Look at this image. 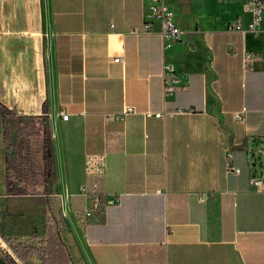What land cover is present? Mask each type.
<instances>
[{"label": "crops", "instance_id": "crops-1", "mask_svg": "<svg viewBox=\"0 0 264 264\" xmlns=\"http://www.w3.org/2000/svg\"><path fill=\"white\" fill-rule=\"evenodd\" d=\"M164 1L183 33L162 59L156 28L132 32L150 0H0V102L49 119L70 264H264V191L248 185L264 177V36L229 29L247 21L244 0L232 22ZM163 60L179 78L167 96ZM177 108L192 111L151 116ZM90 182L102 207L84 218L90 198L76 192ZM43 205L42 237L23 250L39 264Z\"/></svg>", "mask_w": 264, "mask_h": 264}, {"label": "trees", "instance_id": "trees-1", "mask_svg": "<svg viewBox=\"0 0 264 264\" xmlns=\"http://www.w3.org/2000/svg\"><path fill=\"white\" fill-rule=\"evenodd\" d=\"M0 120L5 147L3 155L5 193L17 196L41 193L44 196V203L50 216L46 228L45 258H41V264H70V258L56 233L64 225L61 213L56 212L59 200L57 196H51L49 188L53 175L49 119L46 115L18 116L14 108H8L0 102ZM10 121L17 124L16 137L12 143H8L5 136ZM77 214L81 217V214ZM15 251L17 257L21 259L27 257L26 251L18 253ZM8 262L16 264L13 260Z\"/></svg>", "mask_w": 264, "mask_h": 264}, {"label": "built area", "instance_id": "built-area-1", "mask_svg": "<svg viewBox=\"0 0 264 264\" xmlns=\"http://www.w3.org/2000/svg\"><path fill=\"white\" fill-rule=\"evenodd\" d=\"M242 10L247 16L245 24H243L241 17H238L229 25V29L240 32H250L255 36L263 34L264 36L263 0H244ZM147 11V19L142 23L141 28L138 30L134 28L132 32H149L153 28H156L161 39V53L163 59L171 46L180 41L183 32L175 23L173 10L164 0H150ZM118 59L119 58H114L113 60L117 61ZM250 60L251 55L248 52H244L242 54L244 67L249 65ZM161 68L163 95L167 96L179 86V78L174 71L173 65L169 61L163 60ZM131 111L132 108L126 106L122 108L120 112L113 114V118L122 119L126 113ZM191 111L192 110L189 108H177L170 111L162 110L154 112L151 113V116L163 120L166 116L170 117L174 114L188 113ZM60 115L62 120H66V114L61 113ZM109 117L110 116L106 115L104 119L107 120ZM230 156V153L225 154L224 169L226 172L237 174L238 168L229 164ZM248 185L253 190L264 191V177H250ZM76 194L90 198L89 205L82 211L84 218L93 216L102 207L96 182H90L89 184L81 183L77 188Z\"/></svg>", "mask_w": 264, "mask_h": 264}, {"label": "rangeland", "instance_id": "rangeland-1", "mask_svg": "<svg viewBox=\"0 0 264 264\" xmlns=\"http://www.w3.org/2000/svg\"><path fill=\"white\" fill-rule=\"evenodd\" d=\"M203 4L207 12L228 16L230 22L238 14L241 0H182ZM190 2V3H191ZM229 22V23H230ZM17 124L8 123L5 136L8 143L15 139ZM2 129L0 123V255L7 261L13 260L16 264H39L36 252L31 251L27 258H17L16 251L27 250L30 244L37 247L42 237L45 225L43 196L41 194L14 196L6 195L3 181L2 162ZM258 161V160H257ZM261 166L264 167L262 160ZM27 246V247H26ZM37 249V248H36Z\"/></svg>", "mask_w": 264, "mask_h": 264}, {"label": "water", "instance_id": "water-1", "mask_svg": "<svg viewBox=\"0 0 264 264\" xmlns=\"http://www.w3.org/2000/svg\"><path fill=\"white\" fill-rule=\"evenodd\" d=\"M0 264H9L1 255H0Z\"/></svg>", "mask_w": 264, "mask_h": 264}]
</instances>
